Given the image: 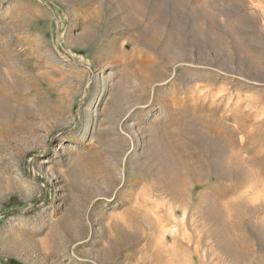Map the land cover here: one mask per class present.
<instances>
[{
    "label": "rangeland",
    "instance_id": "rangeland-1",
    "mask_svg": "<svg viewBox=\"0 0 264 264\" xmlns=\"http://www.w3.org/2000/svg\"><path fill=\"white\" fill-rule=\"evenodd\" d=\"M263 108L264 0H0V264H264Z\"/></svg>",
    "mask_w": 264,
    "mask_h": 264
},
{
    "label": "bare ground",
    "instance_id": "bare-ground-1",
    "mask_svg": "<svg viewBox=\"0 0 264 264\" xmlns=\"http://www.w3.org/2000/svg\"><path fill=\"white\" fill-rule=\"evenodd\" d=\"M71 27H72V29L71 30H73L74 29V27H73V25H71ZM108 86V83H107V80L104 82V84L101 86V89L99 90V92L98 93H101V92H103L104 90H105V88ZM260 110H262V107H260ZM263 110H264V108H263ZM258 112H260V111H258ZM96 115L95 114H93L92 115V118L90 117L89 119H88V121L87 122H84V123H82L81 125H80V129H78L77 130V132H76V134L75 135H73V136H67L66 138H65V142L66 143H69V142H74V141H76L79 137H80V135H81V133L83 132H85V130L87 129V127H88V124H89V122H93V121H95L94 120V117H95ZM215 128V127H214ZM234 129H235V127H234ZM235 131V130H234ZM237 131L238 132H241V133H243L244 132V130H243V128H237ZM246 131V130H245ZM216 132V131H215ZM225 132V131H224ZM233 132V131H232ZM241 143V142H240ZM242 143H243V141H242ZM241 146H242V144H241ZM234 150V149H233ZM240 151V150H239ZM238 151H236V153H237ZM232 153H235V152H233L232 151ZM240 153H242V154H240ZM240 153H238V154H240L241 156H240V158L242 159V161L244 160V163H245V160L247 161V160H249L248 159V157L250 158V156H249V154H248V152H244L243 150H242V152H240ZM238 154H234V156H236V158H239V155ZM238 155V156H237ZM233 156V154H232V157L233 158H235ZM246 156H247V158H246ZM236 158L234 159V160H236ZM239 158V159H240ZM238 159V160H239ZM233 160V159H232ZM233 160V161H234ZM241 161V160H240ZM236 161H234V163H235ZM238 162V161H237ZM249 162V161H248ZM251 163H252V159H251V161H250ZM250 162L248 163V166L250 165ZM48 163H50V160H46L45 162H43V164H48ZM241 163V162H240ZM243 163V162H242ZM247 163V162H246ZM245 163V165H246V168H248L249 169V167L247 166V164ZM241 165V164H240ZM245 165H242V167L243 166H245ZM250 166H252V165H250ZM236 168V167H235ZM253 168V167H252ZM251 168V169H252ZM44 169H47V167H45V166H43V167H41L40 168V170H44ZM254 169V168H253ZM238 170V169H237ZM246 170V169H245ZM250 170V169H249ZM255 171H257L256 169H254ZM254 170H252V172L254 171ZM237 172V171H236ZM243 172H246V171H243ZM251 172V171H250ZM249 172V173H250ZM241 173V172H240ZM247 173H248V170H247ZM249 173H248V176L246 175L245 176V174H243L245 177H246V179H244L243 178V175H242V178H241V182H239V183H242V182H244L245 180L248 182L247 184H248V186L247 185H245V183H244V186H246L245 188H238L237 186L234 188V190L236 191H238V192H243L242 194L243 195H245V197H246V201L247 202H249L248 204L251 206V204H252V207L250 208V206L248 207V208H250V212H252V213H254V214H256L257 216H259V214L261 215L263 212H264V184H262V182H261V184L259 183V186H257L258 185V183L257 182H254L253 181V178H254V174H252V173H250V175H249ZM237 174V173H236ZM239 174V173H238ZM242 174V173H241ZM257 175L258 174H256L255 176L257 177ZM241 177V176H240ZM235 179V178H234ZM237 179H238V176H237ZM254 180H255V178H254ZM256 180H257V178H256ZM239 181H240V179H239ZM259 182V181H258ZM238 183V182H237ZM264 183V182H263ZM243 186V185H242ZM241 186V187H242ZM233 190V189H232ZM233 190V191H234ZM236 191V192H237ZM237 192V193H238ZM198 193H200V192H198ZM233 193H235V192H233ZM240 196L242 195V194H240V193H238ZM236 195V194H235ZM242 195V196H243ZM241 196V197H242ZM239 198V197H238ZM243 198V197H242ZM243 200H245V199H243ZM245 202V201H244ZM236 204V203H235ZM233 207H234V204L232 203V210H234L233 209ZM246 209V208H245ZM245 211V210H244ZM243 211V212H244ZM248 211V210H247ZM249 214V213H248ZM257 216H255V218L257 217ZM254 217V216H253ZM233 219H234V217H233ZM236 222V221H235ZM237 223V222H236ZM15 224H13L11 227H13ZM234 226V225H233ZM232 226V227H233ZM237 226V225H236ZM233 230V229H232ZM235 230V229H234ZM99 242V239L98 238H96L95 240H93V241H91V244H96V243H98Z\"/></svg>",
    "mask_w": 264,
    "mask_h": 264
}]
</instances>
